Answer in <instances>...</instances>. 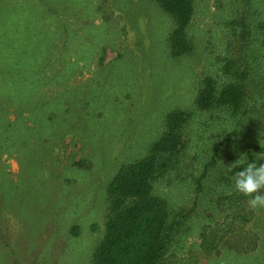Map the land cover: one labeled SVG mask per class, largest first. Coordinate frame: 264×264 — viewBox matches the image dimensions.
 Returning <instances> with one entry per match:
<instances>
[{"label":"rangeland","instance_id":"1","mask_svg":"<svg viewBox=\"0 0 264 264\" xmlns=\"http://www.w3.org/2000/svg\"><path fill=\"white\" fill-rule=\"evenodd\" d=\"M261 23L264 0H194L192 49L172 57L155 0H0V264H93L108 182L174 109L191 116L178 162L153 180L176 222L165 264H264V209L248 225L256 251L199 248L236 161L264 153ZM206 76L244 86L239 111L196 107Z\"/></svg>","mask_w":264,"mask_h":264},{"label":"trees","instance_id":"2","mask_svg":"<svg viewBox=\"0 0 264 264\" xmlns=\"http://www.w3.org/2000/svg\"><path fill=\"white\" fill-rule=\"evenodd\" d=\"M155 1L174 21L167 37L170 56L189 53L192 44L187 28L194 12V0ZM261 26L264 29V23ZM231 65L232 62H228L224 72L229 73ZM234 75L238 78L241 74ZM244 97V86L239 82L218 85L214 78L206 76L195 93L194 102L200 110L231 107L236 113ZM190 116L191 112L180 109L169 111L164 132L149 146L147 154L121 165L108 182V214L103 237L92 253L93 264H165L176 222L170 219L165 200L153 193V180L178 162L181 129ZM213 161L212 158L206 164L197 181L199 186ZM247 163H241L236 171ZM247 199L235 189L216 197L219 216L202 227L199 243L202 252L210 254L223 246L238 254L256 251L260 235L248 229L255 211L248 208Z\"/></svg>","mask_w":264,"mask_h":264},{"label":"clouds","instance_id":"3","mask_svg":"<svg viewBox=\"0 0 264 264\" xmlns=\"http://www.w3.org/2000/svg\"><path fill=\"white\" fill-rule=\"evenodd\" d=\"M256 160H264V153L256 154ZM256 160L247 163L246 167L231 177L235 190L249 198L246 203L250 210L264 209V162L257 164ZM242 162L237 160L235 164L240 165Z\"/></svg>","mask_w":264,"mask_h":264}]
</instances>
